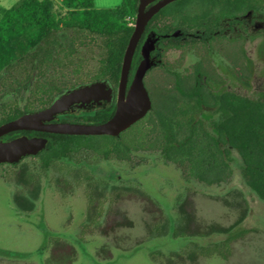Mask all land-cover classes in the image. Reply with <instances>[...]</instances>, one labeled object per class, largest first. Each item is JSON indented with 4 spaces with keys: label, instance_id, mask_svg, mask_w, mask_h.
<instances>
[{
    "label": "flooded vegetation",
    "instance_id": "obj_1",
    "mask_svg": "<svg viewBox=\"0 0 264 264\" xmlns=\"http://www.w3.org/2000/svg\"><path fill=\"white\" fill-rule=\"evenodd\" d=\"M158 1L154 0L146 9ZM250 1L251 6L245 7L244 0L236 2L235 0H205L201 3L196 0H175L162 7L150 18L135 47L124 92L126 96L142 60L141 49L149 39L153 42L149 50L153 65L146 71L143 85L149 95L151 108L143 118L152 111L154 103L163 104L170 96L179 98L181 92H190L192 122L201 124L205 131L213 134V124L224 121L220 108V101L224 96L264 104V89H257L253 98L244 95V91L252 87L251 81L255 75L256 63L264 64V0ZM178 2L180 3L176 4ZM130 26H134V22ZM43 73L44 75L38 78L37 71L34 70L28 79L15 76L14 84L5 81L4 85H0V126L25 114L44 110L63 95L93 83L99 84L93 94L84 96L79 102L69 105L57 113L49 123L99 125L113 117L119 96L121 69L116 81L109 71L100 70L96 62L93 68L47 69ZM15 74H21V71L17 70ZM151 75L157 76V82ZM1 83L2 78H0ZM36 83L50 89V97L48 94H41L42 97L39 99L34 92ZM147 120L145 119L146 123ZM124 132L118 136L89 135L87 137L119 138ZM64 135L66 134L23 129L10 131L0 136V143L21 137L41 138L47 141L46 148L36 155L24 156L15 163H0L1 184L9 188L13 184L12 179V181L21 179L26 184L24 188L26 191L23 193L30 192L23 196L19 191L14 197L11 194L7 198L9 210L19 223H21V216L31 219L36 207L37 198L31 196V191L36 186L33 166L44 171L52 168H72L83 184L88 187L92 184L94 187H105L109 193L120 197L123 196V192L129 191L132 183L124 180L117 172H107L100 166H94L95 160L105 163H122L126 168H151L154 166L153 161L157 162L159 159L158 162L163 165L182 168L167 159L161 149L150 147L153 138L157 137L150 132L124 134L126 144L129 146L128 157L124 159L113 155L105 157L92 153L86 157L83 149H80L72 151L74 155L70 159L51 158L49 166H42L41 154L48 149L49 145L57 146L60 136ZM140 137L150 138V141H145L139 146L136 138ZM158 137L164 136L158 135ZM151 144L155 146L154 143ZM223 148L229 153L227 157L229 167L231 168L232 162L231 153L235 152L240 160L241 168L242 160L236 149L228 145ZM27 161L29 164H26ZM16 181L20 184L18 180ZM93 205L96 207L93 213L99 215L97 208L99 201H94ZM89 213L91 214V211ZM91 220L89 216V223Z\"/></svg>",
    "mask_w": 264,
    "mask_h": 264
},
{
    "label": "rangeland",
    "instance_id": "obj_2",
    "mask_svg": "<svg viewBox=\"0 0 264 264\" xmlns=\"http://www.w3.org/2000/svg\"><path fill=\"white\" fill-rule=\"evenodd\" d=\"M16 1L0 0V14ZM120 2L94 0V7L110 9ZM56 12L63 13L58 3ZM256 64L252 87L244 91L252 98L264 89V64ZM231 158L232 177L219 186L187 179L158 158L151 168L95 160L94 166L132 183L121 197L105 187H88L72 168L44 171L33 166L31 196L37 199L31 219L21 216L19 223L7 204L11 194L29 192L23 193L25 182L12 179L9 188L0 183V264H264V201L244 183L235 152ZM97 200L99 215L93 213ZM180 213L185 237L164 229L156 233V225ZM241 230L245 233L223 254L189 256L195 245L210 247Z\"/></svg>",
    "mask_w": 264,
    "mask_h": 264
},
{
    "label": "trees",
    "instance_id": "obj_3",
    "mask_svg": "<svg viewBox=\"0 0 264 264\" xmlns=\"http://www.w3.org/2000/svg\"><path fill=\"white\" fill-rule=\"evenodd\" d=\"M56 3L63 13L56 12ZM137 4L138 0H121L114 8L97 9L94 0H17L0 14V85L5 81L14 84L15 76L28 79L34 70L39 78L47 69L93 68V61L100 70L109 71L116 81L133 32L129 23L135 20ZM244 5L250 7L251 1L244 0ZM17 70L21 74H15ZM34 89L39 99L41 94L50 97V89L37 83ZM191 98L190 92H181L179 98L170 96L163 104L154 103L152 111L119 138L60 136L57 146L49 145L41 154V164L49 166L51 158L70 159L74 155L72 151L80 149L86 157L92 153L124 159L129 152L124 134L150 132L157 135L151 142L155 146L150 143V147L164 151L167 159L182 167L178 169L187 179L207 186H219L231 178L229 153L223 146L236 149L242 160L240 175L244 183L264 201V104L224 96L220 101L224 121L214 123L210 134L201 124L192 122ZM136 139L139 146L150 141L145 137ZM184 219L181 213L168 216L164 224L156 225V233L160 235L164 229L173 237H185ZM244 233L241 230L228 235L210 247L195 245L189 256L223 254Z\"/></svg>",
    "mask_w": 264,
    "mask_h": 264
},
{
    "label": "water",
    "instance_id": "obj_4",
    "mask_svg": "<svg viewBox=\"0 0 264 264\" xmlns=\"http://www.w3.org/2000/svg\"><path fill=\"white\" fill-rule=\"evenodd\" d=\"M153 1L154 0H138L133 32L124 51L121 64L117 106L111 119L99 125L49 123L57 113L61 112L69 105L79 102L84 96L93 94L96 91V86L99 85L93 83L90 86H85L63 95L44 110L32 114H25L14 121L0 126V136L10 131L23 129L66 135L118 136L142 119L151 108L149 95L143 85V77L146 71L153 65L149 57V50L153 42L147 39L144 43L141 49L142 60L136 69L131 86L125 96L126 79L131 66L132 56L150 18L162 7L175 0H159L146 9ZM46 143L47 141L45 139H28L26 137L0 143V163H15L24 156L36 155L46 148Z\"/></svg>",
    "mask_w": 264,
    "mask_h": 264
},
{
    "label": "built area",
    "instance_id": "obj_5",
    "mask_svg": "<svg viewBox=\"0 0 264 264\" xmlns=\"http://www.w3.org/2000/svg\"><path fill=\"white\" fill-rule=\"evenodd\" d=\"M129 25H132V23L130 22Z\"/></svg>",
    "mask_w": 264,
    "mask_h": 264
}]
</instances>
